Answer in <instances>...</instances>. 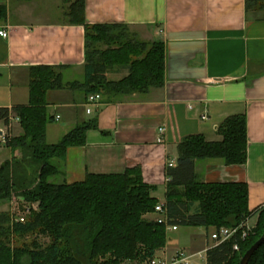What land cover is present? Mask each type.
<instances>
[{"label":"crops","instance_id":"obj_1","mask_svg":"<svg viewBox=\"0 0 264 264\" xmlns=\"http://www.w3.org/2000/svg\"><path fill=\"white\" fill-rule=\"evenodd\" d=\"M76 1L0 0L7 12L0 30L8 31L7 37L0 36V108L7 114L0 117V136L6 139L0 147L11 151L1 163L19 155L7 141L22 133L13 108L28 103L30 69L55 67L64 83L83 80L84 28L68 16ZM82 2L87 24H125L144 40L163 42L164 83L113 102L101 97L90 113L85 89L66 86L48 91L47 111L59 116L53 121L59 123L56 128L47 125L49 143L97 118V128L86 132L85 143L67 149L60 182L138 167L143 181L154 186L152 194L164 201L166 164L172 160L176 165L181 139L202 134L208 141H219L218 125L229 116L244 114L246 162L227 165L221 159H207L196 161L194 169L207 183H246L248 209L264 206V7L248 9L246 0ZM126 73L114 70L107 76L118 80ZM160 126L165 127L163 143L157 141ZM256 217L247 220L248 226ZM210 240L206 236L189 253L203 251L213 244Z\"/></svg>","mask_w":264,"mask_h":264},{"label":"trees","instance_id":"obj_2","mask_svg":"<svg viewBox=\"0 0 264 264\" xmlns=\"http://www.w3.org/2000/svg\"><path fill=\"white\" fill-rule=\"evenodd\" d=\"M254 7L263 8L264 0H246V8ZM6 14V7L0 4V19ZM68 16L84 28L83 80L64 83L55 67L30 69L28 103L13 108L22 133L7 141L19 155L5 160L0 168V201L20 199L31 213L10 226L8 214L0 212V264L139 263L166 242L164 223L143 217L159 200L138 167L121 174H87L73 183L54 180L64 173L67 149L85 143L86 132L97 128V118L75 125L57 142L49 143L46 129L55 118L46 108L48 91L66 86L83 88L87 96L99 93L104 101L113 102L133 93H147L164 83L163 42L144 40L125 24L85 23L82 0L73 2ZM114 70L127 73L118 80L109 79L108 73ZM5 111L0 108V117L7 115ZM217 134L219 141H208L202 134L181 139L176 165L167 169L164 207L168 224L212 231L240 224L245 227L256 214V222L244 238L238 230L229 240L206 251L207 264H239L244 252L264 234V206L248 209L246 183H207L195 173L196 161L246 162L244 114L227 117L218 125ZM27 235L47 236L49 241L42 245L34 237L29 245L10 246L14 237ZM248 264H264V243Z\"/></svg>","mask_w":264,"mask_h":264},{"label":"built area","instance_id":"obj_3","mask_svg":"<svg viewBox=\"0 0 264 264\" xmlns=\"http://www.w3.org/2000/svg\"><path fill=\"white\" fill-rule=\"evenodd\" d=\"M0 36L5 38L8 36V31L6 29H1L0 30ZM101 96L99 93H92L89 94L86 98V112L90 113L92 106L97 105L100 102ZM202 118H205V116H203ZM59 116L57 115L55 117V120H58ZM165 131V127L164 126H160L158 128V132L159 135L157 138V141L160 143H163V139L161 134H163ZM0 143L4 144L6 143V139L4 136H0ZM167 168L173 167L174 166V162L172 160H168L167 162ZM167 176H166V181H167ZM16 200V199H14ZM13 200H11L12 202ZM16 207L18 210H20L18 207L19 206H14ZM15 208V209H16ZM29 205L26 207V209L23 211L24 212H29ZM154 214L156 215V220H158V222L160 223H164L165 226V233H166V242L165 245L163 247H161L160 249H158L152 257L145 259L142 262L139 263H127V264H195L194 261L192 260L193 257L198 258L199 260H203L206 262V251L207 249H209L210 247H213L216 244H219L221 242L227 241L229 240L238 230H241V238H244L247 235V232L249 230V227L247 225V223H245V227H243L244 225L240 224L239 226H236L234 228H228V227H221L216 231H213L210 234V239L214 242V244H212L211 246L205 248L203 251L200 252H196V253H189L186 252L183 249H177L174 252L169 251V249L167 248V231H176L178 229V226L176 225H171L168 224L167 222V216H166V209L164 207V201H158V203L154 206V210H153ZM24 217H18L15 220L16 221H22ZM234 250H237L238 247L237 245L233 246Z\"/></svg>","mask_w":264,"mask_h":264},{"label":"rangeland","instance_id":"obj_4","mask_svg":"<svg viewBox=\"0 0 264 264\" xmlns=\"http://www.w3.org/2000/svg\"><path fill=\"white\" fill-rule=\"evenodd\" d=\"M131 30H133V29H131ZM58 124H59L58 122H52V124L50 126L53 128H56V126ZM1 147H0V160L1 159L4 160L5 158H7L11 155V151L7 147H5V148L3 146H1ZM3 160H1V161H3ZM0 164H1V162H0ZM54 180L60 181V177H56V178H54ZM19 204H20V206L22 205V207H18ZM14 206H17L20 210H18ZM27 206H28V204L25 202L23 203L20 199H18V200L13 199L12 202H11V200L10 201L4 200V201H0V212H5L8 214L9 224L11 226L16 221L15 220L16 218L21 216V217H24L23 220H25L29 217L31 212L30 211L29 212L23 211V208L25 210ZM156 215L152 211V212L144 214L143 217L149 218V219H155ZM253 223H254V220L251 219L249 221V224L252 225ZM211 231H212L211 228L205 229L204 227L202 228V227H194V226H178V229L174 232L173 231H167V248L171 252H174L177 249H183L186 252H189L190 249L194 248L195 245L198 244V242H202L203 240H205L206 236L209 239L210 234L213 232V231L212 232ZM34 237H35V235H27V237H24L22 239L14 237L12 239V241L10 242V246H12V247L20 246L22 243L29 245L30 242L34 239ZM35 238L42 245L47 244L49 241L47 236L38 235ZM194 259H196V257ZM127 263H128V261L123 260V261L119 262L118 264H127Z\"/></svg>","mask_w":264,"mask_h":264},{"label":"water","instance_id":"obj_5","mask_svg":"<svg viewBox=\"0 0 264 264\" xmlns=\"http://www.w3.org/2000/svg\"><path fill=\"white\" fill-rule=\"evenodd\" d=\"M5 162H2L0 164V168L4 166ZM264 243V234L260 236L241 256L239 260V264H248L250 258L252 257L253 253L256 251V249Z\"/></svg>","mask_w":264,"mask_h":264}]
</instances>
